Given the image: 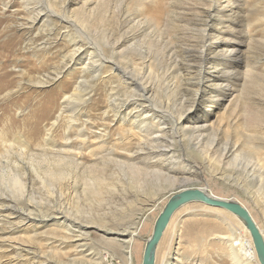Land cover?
I'll use <instances>...</instances> for the list:
<instances>
[{"label":"rangeland","instance_id":"rangeland-1","mask_svg":"<svg viewBox=\"0 0 264 264\" xmlns=\"http://www.w3.org/2000/svg\"><path fill=\"white\" fill-rule=\"evenodd\" d=\"M184 188L264 235V0H0V264H142ZM237 220L185 206L156 264H232Z\"/></svg>","mask_w":264,"mask_h":264},{"label":"water","instance_id":"water-1","mask_svg":"<svg viewBox=\"0 0 264 264\" xmlns=\"http://www.w3.org/2000/svg\"><path fill=\"white\" fill-rule=\"evenodd\" d=\"M194 203L221 209L236 216L252 238L259 264H264V235L249 210L235 199L213 196L207 190L197 188H184L168 196L146 242L142 264H156L159 244L172 218L182 208Z\"/></svg>","mask_w":264,"mask_h":264},{"label":"bare ground","instance_id":"bare-ground-1","mask_svg":"<svg viewBox=\"0 0 264 264\" xmlns=\"http://www.w3.org/2000/svg\"><path fill=\"white\" fill-rule=\"evenodd\" d=\"M82 51L81 49L79 50V52ZM130 106H128L126 109H129ZM133 109L135 110H139V114L140 115H145L146 118L143 119V120H137V116H132V121H133V126L136 128V130H138V132L140 133H147L150 129H149V124L146 122L147 119H148V115L150 114V116L153 117V119H157V117L155 116V113L151 112V111H148V109H146L145 107L141 106V105H138L136 103H134V105L131 106ZM122 114V113H121ZM131 111L128 112L127 116H130L131 117ZM124 123H126L127 121L124 119L123 120ZM187 124V123H186ZM145 135V134H144ZM86 140V139H85ZM207 158H210V154H206L205 155ZM109 164L111 163V161H107ZM134 162V161H133ZM114 163V162H113ZM173 163V162H172ZM112 164V163H111ZM138 170V169H137ZM138 172V171H137ZM153 172H156V171H153ZM135 173V172H134ZM57 174V175H56ZM135 174H141V173H135ZM52 175H55L57 178L58 173L57 171L54 172ZM104 177V176H103ZM135 177V175H134ZM143 177V176H142ZM141 177V178H142ZM132 178V177H131ZM136 178V177H135ZM145 178V177H144ZM98 179V178H97ZM100 179V178H99ZM106 179V178H105ZM61 180V178L59 179ZM95 182H99V181H95ZM94 181L89 183L90 187H91V190L94 192V193H97L98 192V189H96V183ZM105 182V181H104ZM107 183V182H106ZM63 184V183H62ZM99 185V184H98ZM104 185V184H103ZM107 185V184H106ZM109 185V184H108ZM107 185V186H108ZM106 186V187H107ZM98 188V186H97ZM103 190V189H101ZM104 191V190H103ZM100 194V193H99ZM210 209H216V208H211ZM219 210V211H222V212H225V213H228L226 211H223L221 209H216V211ZM176 215V214H175ZM64 216V215H62ZM174 218V217H173ZM172 218V219H173ZM238 219V218H237ZM66 221H68L67 219H65ZM172 221V220H171ZM237 223H238V228H235V227H231V236H230V239L225 241V240H222L220 239L219 241L222 242V244L226 247V249L228 248L229 252V255H230V260L232 261V264H259V261H258V258H257V255L256 252H253L254 253V257H251V249L248 248V244L251 245L252 247V251H255L254 249V245H253V241H252V238L249 234V232L247 231V229L245 228V226L243 225V223L238 219L237 220ZM66 222L64 223V226ZM170 224H172L170 222ZM169 224V225H170ZM169 227V226H168ZM67 230H69L68 227H66ZM241 231V232H240ZM70 232V231H69ZM133 234V233H132ZM239 234V235H237ZM119 238H122V237H125V235L123 233H118L116 234ZM127 235V234H126ZM137 235L136 234H133V235H130V239H129V243L131 245H134L136 240H135V237ZM227 245V246H226ZM239 246V248H238ZM132 246L126 247V249L128 250L127 251V256H128V259L130 264H133V250L131 248ZM224 247V248H225ZM119 248V247H118ZM240 249V250H239ZM111 251V250H110ZM125 251V250H124ZM225 252V251H224ZM107 253V252H106ZM107 256H108V253L106 254V257H103V256H98V260L101 261L103 264L104 262H106L107 260ZM130 256V258H129ZM107 264H112L111 262L110 263H107Z\"/></svg>","mask_w":264,"mask_h":264}]
</instances>
